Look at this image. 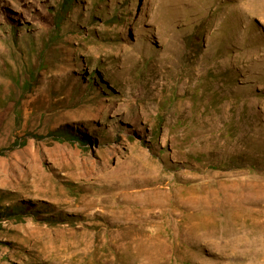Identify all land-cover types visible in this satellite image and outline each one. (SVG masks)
<instances>
[{
	"label": "rangeland",
	"instance_id": "obj_1",
	"mask_svg": "<svg viewBox=\"0 0 264 264\" xmlns=\"http://www.w3.org/2000/svg\"><path fill=\"white\" fill-rule=\"evenodd\" d=\"M61 1L0 0V264H264V0Z\"/></svg>",
	"mask_w": 264,
	"mask_h": 264
},
{
	"label": "trees",
	"instance_id": "obj_2",
	"mask_svg": "<svg viewBox=\"0 0 264 264\" xmlns=\"http://www.w3.org/2000/svg\"><path fill=\"white\" fill-rule=\"evenodd\" d=\"M77 0H62L61 3L52 11L50 12L53 20L49 22V27L51 29V38L50 41L53 42L54 40H58L61 37V30L62 26L64 24V21L66 20L68 14L72 12L76 6ZM30 85V84H29ZM28 85V86H29ZM51 137L55 138L58 141L62 142H84L85 138L81 135L80 131H74L73 129H68V128H60L53 130L51 133H49ZM31 137L35 139H39L38 135H33V134H28L24 138V141H17L14 142L13 145L9 148L5 149H0V155H3L6 150H9L13 148L14 146L20 145L24 146L26 144V138ZM23 214L22 210L19 209H13V210H7L5 213L2 215L0 214V217H8L10 219H19L22 220Z\"/></svg>",
	"mask_w": 264,
	"mask_h": 264
}]
</instances>
